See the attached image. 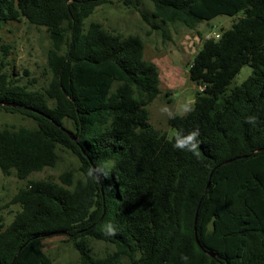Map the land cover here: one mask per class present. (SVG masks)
I'll return each instance as SVG.
<instances>
[{"label":"trees","instance_id":"obj_1","mask_svg":"<svg viewBox=\"0 0 264 264\" xmlns=\"http://www.w3.org/2000/svg\"><path fill=\"white\" fill-rule=\"evenodd\" d=\"M150 1L155 20L190 30L243 14L204 41L190 67L201 92L195 110L169 120L184 134L199 129V157L149 123L161 80L144 42L86 26L107 0H0V35L26 20L52 41L51 82L34 90L16 79L0 36V109L38 125L0 131L2 174L27 181L11 223L0 219V264H52L43 240L56 235L71 238L79 264H264V0ZM245 66L251 76L231 88ZM59 147L77 156L83 179L28 180L56 166ZM109 223L114 236L104 234ZM89 239L116 251L95 258Z\"/></svg>","mask_w":264,"mask_h":264},{"label":"rangeland","instance_id":"obj_2","mask_svg":"<svg viewBox=\"0 0 264 264\" xmlns=\"http://www.w3.org/2000/svg\"><path fill=\"white\" fill-rule=\"evenodd\" d=\"M153 12L154 6L150 0H107L96 8L85 20V24L89 26L91 22L100 23L112 33L125 37L138 36L144 42L145 59L158 66L161 80L159 96L147 107L149 123L156 131L171 139L176 129L169 125V119L160 112V108L164 105L174 106L185 97H193L196 101L201 94L200 88L190 78V67L196 55L203 48L205 40L218 39L217 36L231 29L243 14L238 17L218 16L190 30L180 22L162 25L152 17ZM143 14L150 22L144 19ZM154 26L159 28L155 29ZM0 36L2 42L12 46L9 62L18 73L16 79L19 83L34 90L47 88L52 78L47 66V54L52 48L47 29L22 20L6 24ZM251 74V67H243L230 87L241 85ZM7 128L37 130L38 125L33 118L22 113L0 109V131ZM67 128L72 130L71 125H67ZM58 154L59 160L55 167L33 173L28 180L44 179L64 184L62 177L67 173L74 180L83 179L82 166L77 156L61 147L58 148ZM26 184L27 181L19 180L15 172L5 176L0 170V219L4 225H9L20 210L19 206L12 205V200ZM88 244L95 258H104L116 251L114 245L106 242L89 239ZM43 251L52 264L80 262V254L68 236L56 235L44 239ZM120 264L131 262L124 257Z\"/></svg>","mask_w":264,"mask_h":264},{"label":"clouds","instance_id":"obj_3","mask_svg":"<svg viewBox=\"0 0 264 264\" xmlns=\"http://www.w3.org/2000/svg\"><path fill=\"white\" fill-rule=\"evenodd\" d=\"M195 99L193 97H185L182 101L178 102L174 106L164 105L160 108V112L165 115L169 120L175 119L178 116L183 117L191 114L195 110ZM247 123L255 125L257 123V118L255 116H249L246 120ZM200 132L199 129L184 134L182 131H174L171 139L173 141L172 147L175 150L181 152H189L194 156L199 157L200 155ZM92 171L90 170L88 175L92 176ZM105 235L114 236L116 234V228L109 223L105 229ZM182 260L187 261V256H182Z\"/></svg>","mask_w":264,"mask_h":264},{"label":"water","instance_id":"obj_4","mask_svg":"<svg viewBox=\"0 0 264 264\" xmlns=\"http://www.w3.org/2000/svg\"><path fill=\"white\" fill-rule=\"evenodd\" d=\"M210 255L214 257V255L212 253H210Z\"/></svg>","mask_w":264,"mask_h":264},{"label":"built area","instance_id":"obj_5","mask_svg":"<svg viewBox=\"0 0 264 264\" xmlns=\"http://www.w3.org/2000/svg\"><path fill=\"white\" fill-rule=\"evenodd\" d=\"M217 38H218V36H217Z\"/></svg>","mask_w":264,"mask_h":264}]
</instances>
